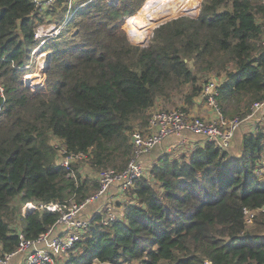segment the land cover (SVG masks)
Here are the masks:
<instances>
[{
	"label": "trees",
	"instance_id": "trees-1",
	"mask_svg": "<svg viewBox=\"0 0 264 264\" xmlns=\"http://www.w3.org/2000/svg\"><path fill=\"white\" fill-rule=\"evenodd\" d=\"M68 1L46 14L62 22ZM145 2L77 0L61 36L43 47L50 64L44 86L33 91L25 78L46 16L31 0H0L3 256L16 251L20 233L38 239L56 226L62 212L48 206L64 210L99 189L98 179L73 173L74 163L61 165L53 139L65 156L85 155L75 161L97 173L121 171L134 157L133 132L148 127L153 109L181 99L189 112L212 76L221 80L224 118L244 119L264 100L263 0H204L196 19L158 25L140 48L124 26ZM201 142L177 158L163 154L135 182L123 217L107 225L94 218L64 264H264V180L256 175L264 128L244 134L238 155ZM27 203L44 208L25 215ZM245 208L260 210L251 228Z\"/></svg>",
	"mask_w": 264,
	"mask_h": 264
},
{
	"label": "built area",
	"instance_id": "built-area-1",
	"mask_svg": "<svg viewBox=\"0 0 264 264\" xmlns=\"http://www.w3.org/2000/svg\"><path fill=\"white\" fill-rule=\"evenodd\" d=\"M57 1L58 0H31L35 9L39 12H43L46 16H44L46 23H42L43 25L39 27L38 32H36L35 29L34 37L35 40L39 41V45L33 49L32 55L40 52L41 46L45 45L46 42L60 37L64 28L76 11L73 7L77 0H69L68 11L62 22L56 21L55 24H48L47 21L51 22L53 19L50 12L53 11ZM81 7H83V5L80 6V8ZM48 11L50 12L46 14ZM131 17L132 16H128L126 18L127 23H129ZM67 18L68 20L65 23ZM192 18L196 19L197 15L192 16ZM260 46L264 51V34L260 41ZM45 56L47 55L45 54ZM220 82L221 80L219 78L212 76L204 84L200 96L210 108L217 112L218 117L216 119H205L176 109H159L153 111L148 127L143 130H136L132 134L134 157L130 160L128 165L121 171L107 170L99 173V189L88 195L83 203L78 204L70 202L69 206H66L64 210L58 205L48 206L47 208L51 211L60 210L62 212V216L58 220L56 226L49 229L45 234H42L38 239H26L25 236L20 233V241L16 251L10 254H5L4 256L0 253V264H10L18 255L24 256L23 264H56L59 258H65L73 249L74 245L84 239L91 227L92 220L96 218L94 217L90 220L84 216V211L89 206L106 197L110 189L114 186H118L120 192L124 195H130L135 189V182L138 179L147 176L151 170V168L143 166L140 162V158L143 155L150 153L157 145L167 138L183 136L184 133H192L196 136H201L206 141L219 142L225 150H229L235 133L240 129L241 125L246 121L256 119L259 114L264 112V100L255 103L244 119H241L240 117L232 119L224 118L220 112L217 101ZM0 91L2 92L1 87ZM62 153L63 158L61 160V165L67 170L70 169L71 164L76 159L83 160L86 157L85 155H81L78 158L74 155L65 156V151L63 149ZM257 173L264 175V161L258 166ZM28 208L33 210L37 208L43 209L44 207H38L32 203H27L24 206L23 212L25 213ZM101 213V223L107 225L123 217L124 209L122 212L115 211L111 209L110 206L105 205L104 209L102 208ZM259 213V209H244L245 223L247 227L251 228L254 226L255 218ZM59 229H61V232H56ZM206 264L210 263L206 262Z\"/></svg>",
	"mask_w": 264,
	"mask_h": 264
},
{
	"label": "rangeland",
	"instance_id": "rangeland-1",
	"mask_svg": "<svg viewBox=\"0 0 264 264\" xmlns=\"http://www.w3.org/2000/svg\"><path fill=\"white\" fill-rule=\"evenodd\" d=\"M203 1L204 0H198L197 1V7L198 8H196L195 13H189L190 11H186V10L176 11V12H173V13L171 11L170 13H167L165 15H162L161 17L160 16L159 17H157V16L151 17V14H149L148 11H147V7H148V4L155 2V0H146V2L144 3V5L141 7L142 9L140 8L139 9L140 11L138 10L139 12L137 11L136 14L134 13L135 15L134 14H131L130 15L132 17L130 18L129 23H127V22L125 23L124 29L127 31L128 37H129L130 41L133 44L139 46L140 48H146L147 45H150L152 43L153 36H154V30H155V28L158 25H160V24H162V23H164L166 21H169L171 19L177 18L179 16L186 15V16H189L191 18H192V16H196V15L198 16V13H199V10H200V6H201V3ZM179 12H183V13H187V14L177 15ZM142 13H143L142 19L138 20L140 18V15ZM174 14H176V16H173ZM136 16H138V17L136 18ZM133 18H136V19H134L133 21H131V19H133ZM162 19H164V20H162ZM67 20H68V18L65 20V23H66ZM157 20H159V22H156ZM137 21L139 23L140 28H142V27L145 28L144 33H146V34H145V36L143 38L144 41L146 40V43L145 44L140 43V42H143V40L142 41H139L140 39L135 38V36L133 35V32H131V31H133V27L134 26H135V28L137 27V29H138V25H137L138 23L133 24V23H135ZM47 22H48V24H55L56 23V21L54 19H52L51 22L50 21H47ZM143 22H144V26H142L143 25L142 24ZM153 22H155V23H153ZM43 23H46V21H44ZM42 25L43 24L41 23V24H39V25L36 26V32L39 31V27L42 26ZM44 46L45 45H42L41 46V51L40 52H38L36 54H33L32 58L30 59V61L28 63V66H30L32 68V70H30V71H32V72L34 71V72H33V77L32 78H30V79L27 78V77L25 78L26 79V85L31 90H33V91L34 90H37L39 88H42L44 86L45 80H46V73L47 72L45 73L44 70L46 69V66L45 65H46V62H47V56H45V54L47 55V52L43 50V47ZM176 103H177V106H174V105H171V104L165 105L164 103H159L153 109V111H156V110H159V109H165V110H175L176 109V110L185 111V110L182 109V104L183 103H182L181 99H177L176 100ZM186 113H189V112H186ZM194 116H198V115H194ZM248 129H250V128H248ZM53 144H55V146L59 149V153L61 154L60 155V158L62 160V158H63V155L62 154L63 153H62V149H61V143L58 140L53 139ZM234 147L235 146L233 145V142H232L231 145H230L229 151L233 155H238V154H234V153H236L234 151ZM188 150L189 149L183 148L182 146L181 147L174 146L172 148V150L169 153H167V154H170L171 157L177 158V157L180 156V154L182 152H186ZM73 163L76 165V169H75V171L73 170V173H77L78 172V173L82 174L83 177H88L89 179H93V180H95V179H98L99 180V175L100 174L97 173V172H95V171H93L87 165V163L85 161H74ZM256 175H258V177L261 180L264 179V175L263 174L256 173ZM130 195H127V196H130ZM129 198L130 197H128V202H130V199ZM102 203L103 202L101 200V201H99V202H97V203L89 206L84 211V213L85 212L88 213L87 217H89L91 215V213H93V211H96L97 208L102 205ZM15 204H17V205L19 204L17 200L15 201ZM111 205L113 207V210L116 209V207H115L116 205H114L113 202L111 203ZM104 206L105 205L102 206L103 209H104ZM106 206H108V204H106ZM23 209H24V207L22 208V211H23ZM100 217H101V215H100ZM17 220H18V218L14 221L16 223L12 225L13 228H16L17 227V224L19 223ZM66 257H68V256H66ZM66 257L65 258L64 257L59 258V260L57 262H59L60 264H64L66 262V259H67Z\"/></svg>",
	"mask_w": 264,
	"mask_h": 264
},
{
	"label": "crops",
	"instance_id": "crops-1",
	"mask_svg": "<svg viewBox=\"0 0 264 264\" xmlns=\"http://www.w3.org/2000/svg\"><path fill=\"white\" fill-rule=\"evenodd\" d=\"M189 113L192 115H198L205 119H216L218 117V114L216 111H214L212 108H210L207 103L201 99L200 97L195 100L194 105L189 109ZM250 128V129H248ZM257 128H264V112L259 114V116L252 120V121H246L244 124L241 125L240 129L235 133V136L233 138V145L234 151L236 153L234 154H240L241 153V147L243 143V137L246 132H252L253 130ZM197 141H202L201 143H204V139L201 136H196L192 133H184L183 136H174L165 139L162 143L157 145L150 153H147L143 155L140 158V162L143 164L146 168H152V165L156 164L157 161L160 159V157L163 154L169 153L174 146L176 147H183L190 149L194 147L197 144ZM102 205L97 208L96 211H93L89 217H87L88 213H84V216L92 220L94 217H98L102 215V206L108 204L111 209H113L111 203L113 202L114 205H116L115 211H120L124 209L125 205L128 202V196L124 195L120 192L118 186H114L110 189L108 195L102 199ZM56 232H61V229H59ZM24 256L18 255L16 256L10 264H23Z\"/></svg>",
	"mask_w": 264,
	"mask_h": 264
},
{
	"label": "bare ground",
	"instance_id": "bare-ground-1",
	"mask_svg": "<svg viewBox=\"0 0 264 264\" xmlns=\"http://www.w3.org/2000/svg\"><path fill=\"white\" fill-rule=\"evenodd\" d=\"M197 1L198 0H155V2L148 4L147 11L149 14H151V17H155V16L161 17L162 15L170 13L171 11L173 13L176 11L186 10V11H190L189 13H195L196 8H198ZM178 14H187V13L179 12ZM136 23H138V21L133 24ZM142 24H143L142 26H144V22ZM137 25H138V29L137 27L135 28L134 26L133 31L131 32H133L135 38L140 39L139 41L143 40V42L140 43L145 44L146 40L144 41L143 39L146 34L144 33L145 28L144 27H142L143 29L140 28L139 23ZM32 77L33 74L27 76V78L29 79Z\"/></svg>",
	"mask_w": 264,
	"mask_h": 264
},
{
	"label": "water",
	"instance_id": "water-1",
	"mask_svg": "<svg viewBox=\"0 0 264 264\" xmlns=\"http://www.w3.org/2000/svg\"><path fill=\"white\" fill-rule=\"evenodd\" d=\"M51 54H49V56H50ZM49 64H50V60H48L47 61V63H46V69L44 70V72L46 73L47 72V70H48V68H49ZM31 208H28L26 211H25V215H28L30 212H31Z\"/></svg>",
	"mask_w": 264,
	"mask_h": 264
}]
</instances>
